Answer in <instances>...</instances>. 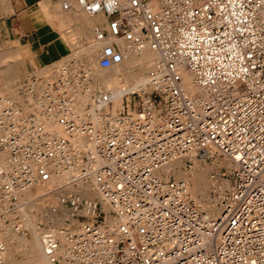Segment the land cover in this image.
<instances>
[{
    "label": "built area",
    "instance_id": "2783aa9c",
    "mask_svg": "<svg viewBox=\"0 0 264 264\" xmlns=\"http://www.w3.org/2000/svg\"><path fill=\"white\" fill-rule=\"evenodd\" d=\"M74 1L104 19L98 68L156 58L115 112L106 94L91 110L99 93L78 107L83 54L0 93V222L29 235L22 201L42 186L36 227L53 264H264V0ZM213 155L229 162L210 173L217 217L166 168ZM6 251L0 242V264Z\"/></svg>",
    "mask_w": 264,
    "mask_h": 264
},
{
    "label": "bare ground",
    "instance_id": "6f19581e",
    "mask_svg": "<svg viewBox=\"0 0 264 264\" xmlns=\"http://www.w3.org/2000/svg\"><path fill=\"white\" fill-rule=\"evenodd\" d=\"M94 17L95 18H90L89 16L86 15L84 11H80V13L74 16L75 30L76 31L80 30L81 33L85 37H88L90 33L92 35V29L97 21L96 16ZM97 17L100 19L99 21L104 20L102 19V17H100V15H98ZM89 30L90 32L88 33ZM90 42H91V46L93 47V49L91 48L92 51L91 52L89 51V53L91 54L88 53L89 54L88 55L87 53H82L83 54L82 60L83 62L85 61L84 67L85 69H88L86 71H88L89 76L86 78L85 92L79 93L78 107L82 106L86 100L89 101L91 99V96L95 94L94 92L96 89H100L102 90V93H100V96L98 97L99 101L95 100L91 105V110H94L96 108L99 109L100 106L106 103L107 101L102 98L103 94H106L107 97L109 95V86L107 82H105L106 79H110L113 87H116L118 89V92L120 93L121 92L123 93V91H126V90L135 89L137 86L143 83L144 79L147 76L150 65L156 58V54L154 51L149 50V49L142 50L139 53L131 52L128 54L127 58L123 59L118 64H115L114 66L107 68V69H100L98 68L97 63H96L97 53L95 50L97 48V45H96L97 43L95 44L93 40H91ZM68 57L69 56L60 57L59 59L51 62L52 63L51 66H54V65L59 66V65L65 64V62L69 58H71V57L69 58ZM49 64L39 69L34 70L33 73L38 76L41 75L49 67ZM6 70L2 71L3 75H4V72H6ZM8 71H7V74L10 73V72L8 73ZM10 75L12 76V73H10ZM8 78L10 79V77L7 75V80ZM184 78L185 80L189 81L190 80L189 73L185 72ZM5 83L7 84V82ZM20 83H21V80H19L17 84L16 83L15 85L13 84L14 87H12V89L9 87L11 90L10 89H8V91H5L6 89L4 91L1 90L0 93H13L14 95V91L16 90V87L17 86L19 87L21 85ZM7 86H5V88ZM39 89H40L39 84H37L33 88V90L36 92V96L39 93ZM117 100H118L117 97L113 98L112 100L113 101L112 112L117 111V102H118ZM121 107H122V102H121ZM214 163L217 164L219 167L220 166H224L226 168L229 167V162H227L224 158H215ZM193 164L194 166L192 167L190 171L186 172L185 170L184 172L182 160L178 159V160L171 162L168 166H166V168L173 170L176 180L179 179V181L186 183V185L188 184L187 187L190 185L189 192L191 196L194 198V200L200 204L201 208L203 206L206 207L210 212V214L207 212L210 216L217 217L223 213V210H224L223 207H219L215 204H211V202L206 198V194L211 189V186H212L211 184L214 183V180L211 181L210 176H209L210 169L212 168L209 167L207 164H205V162H202V160L200 161L196 159L193 161ZM64 176H66V174L62 175V177ZM44 189L45 188L42 186L34 187L32 190L26 193V197L28 198L22 201V203H25V204L22 206L23 222L22 224H20V226L21 227L27 226L29 228L30 238L18 235L17 233H15V230L4 228V226H2V223L0 222V227L2 229L3 228L6 229L4 233L2 231L0 232V242H2L7 247L6 255L1 264H41V263H44L45 261L47 264H53L47 260V258L45 257L43 253L41 242L39 239L38 230L36 227L37 221L39 219H43V214L39 215V213L43 210L44 203L48 202V199H49L48 198L46 200L44 196H41L44 193ZM72 190L76 192H82V194L86 196L93 195L91 191H89L86 187H83V186L74 187L72 188ZM33 195H35L34 197H36V200L34 199L28 200L29 197ZM49 197H52V199L49 200V202H52V203L56 199L54 195H51ZM27 201L28 203H26Z\"/></svg>",
    "mask_w": 264,
    "mask_h": 264
},
{
    "label": "crops",
    "instance_id": "0c3cea01",
    "mask_svg": "<svg viewBox=\"0 0 264 264\" xmlns=\"http://www.w3.org/2000/svg\"><path fill=\"white\" fill-rule=\"evenodd\" d=\"M58 4L59 0H0V77L17 80L67 53L59 33L46 18L49 13L59 20Z\"/></svg>",
    "mask_w": 264,
    "mask_h": 264
},
{
    "label": "rangeland",
    "instance_id": "374dc122",
    "mask_svg": "<svg viewBox=\"0 0 264 264\" xmlns=\"http://www.w3.org/2000/svg\"><path fill=\"white\" fill-rule=\"evenodd\" d=\"M62 1H64V0H59V4H58V7H59V12H60V14H61V16L59 17V20H54L53 18H52V15H50L49 13H47V16H46V18H47V21L54 27V29L59 33V35H60V38H61V40L64 42V45H65V47L67 48V53H68V51L71 49V52L69 53V54H65V55H63L62 57H67V56H69V57H75V58H81V56H82V53H89V51L91 52L92 51V49H93V47L91 46V40H93L92 39V35H91V33H90V35H88V37H85L82 33H81V31L80 30H75V29H72L73 28V26L75 25V23L73 22V17H72V15H76V14H78V13H80V9H78V7H77V5H76V3H75V1L74 0H71L70 2H71V4H72V6H74L76 9H74V10H70V11H67V10H63L62 8H61V3H62ZM57 5V4H56ZM90 18H95V17H90ZM96 23H101L102 22V20L101 21H99L100 19L96 16ZM80 31V32H79ZM90 32V30L88 31V33ZM92 36V37H91ZM87 38V39H86ZM89 40V41H88ZM87 43L88 44V46L90 47V49H89V47L88 46H86V45H84V43ZM90 43V44H89ZM79 47H81V48H79ZM92 48V49H91ZM79 49V50H78ZM78 50V51H77ZM80 52V53H79ZM89 54H91V53H89ZM88 54V55H89ZM78 55V56H77ZM68 57V58H69ZM85 62V61H84ZM86 70H88V69H86ZM29 73V72H28ZM21 78V76H19L18 78H17V80L16 79H13V80H11V79H8L7 80V78H5L4 76H1L0 77V86L2 87V88H0V91L1 90H5V91H8V89H12V87H14V85H15V83L17 84L18 82H19V80L18 79H20ZM23 78L24 77H22L20 80H21V82L23 81ZM5 80V82H7V84H8V86H7V84L4 82V80ZM18 81V82H17ZM91 81H92V79H91ZM105 82H107V84H108V86H109V95H110V98L113 100V98H115V97H117V111L119 110V109H121V95H122V92L120 93V92H118V89L116 88V87H113V85H112V82H111V80L110 79H106V81ZM14 84V85H13ZM4 86V87H3ZM5 86H7L6 88H5ZM10 87V88H9ZM10 89V90H11ZM101 91V92H100ZM126 91H130V90H126ZM123 92H125V91H123ZM95 94H98L99 96H100V93H102V90H100V89H96L95 90V92H94ZM114 96V97H113ZM112 110V109H111ZM215 158H223V157H220V156H218V155H213L211 158H207L206 160H205V164H207L209 167H211L212 169H210V172H209V174L211 173V174H213V173H216V170H218V172L219 173H221V172H223L224 171V169H225V167L224 166H218L217 164H215L214 163V160H215ZM201 161V160H200ZM202 162H204V161H202ZM184 165V164H183ZM194 166V164L192 165V167ZM217 167V168H216ZM216 168V169H215ZM192 169V168H191ZM191 169H184L183 171L185 172V170H186V172L187 171H190ZM210 176V175H209ZM179 180V179H178ZM210 180L212 181L213 179H211V176H210ZM188 185V184H187ZM212 185V184H211ZM190 186V185H189ZM189 186H188V188H189ZM211 189H213L212 188V186H211ZM211 189L208 191V193L206 194V198L211 202V204H214L212 201H213V199H211ZM189 191H190V188H189ZM190 193V192H189ZM191 195V194H190ZM193 198V197H192ZM194 199V198H193ZM196 202V201H195ZM42 204V203H41ZM199 204V203H198ZM200 205V204H199ZM203 209H205L209 214H210V212H209V210L206 208V207H202ZM35 221H36V219H35ZM2 226H3V224H2ZM4 228H7V227H5L4 226ZM3 228V230H2V232L4 233L5 231H6V229H4ZM8 229H10V228H8ZM14 232V231H13ZM25 237H29L30 238V234L29 235H27V236H25ZM41 264H47L46 263V261L44 262V263H41Z\"/></svg>",
    "mask_w": 264,
    "mask_h": 264
}]
</instances>
